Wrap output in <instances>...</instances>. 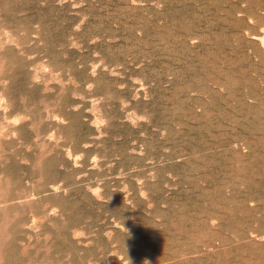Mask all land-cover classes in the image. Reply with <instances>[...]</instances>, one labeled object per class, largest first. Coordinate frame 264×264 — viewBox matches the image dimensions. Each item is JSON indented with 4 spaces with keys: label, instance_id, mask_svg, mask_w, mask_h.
I'll return each instance as SVG.
<instances>
[{
    "label": "rangeland",
    "instance_id": "1",
    "mask_svg": "<svg viewBox=\"0 0 264 264\" xmlns=\"http://www.w3.org/2000/svg\"><path fill=\"white\" fill-rule=\"evenodd\" d=\"M0 264H264V0H0Z\"/></svg>",
    "mask_w": 264,
    "mask_h": 264
}]
</instances>
